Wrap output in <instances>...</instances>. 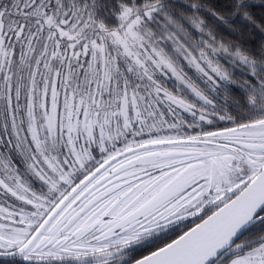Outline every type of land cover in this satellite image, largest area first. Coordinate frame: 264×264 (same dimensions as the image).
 <instances>
[{"label": "snow or ice", "instance_id": "snow-or-ice-1", "mask_svg": "<svg viewBox=\"0 0 264 264\" xmlns=\"http://www.w3.org/2000/svg\"><path fill=\"white\" fill-rule=\"evenodd\" d=\"M0 264H264V0H0Z\"/></svg>", "mask_w": 264, "mask_h": 264}]
</instances>
